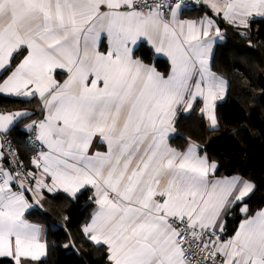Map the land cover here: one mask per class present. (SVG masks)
Here are the masks:
<instances>
[{
  "label": "snow or ice",
  "instance_id": "1",
  "mask_svg": "<svg viewBox=\"0 0 264 264\" xmlns=\"http://www.w3.org/2000/svg\"><path fill=\"white\" fill-rule=\"evenodd\" d=\"M195 2L212 15L183 18L188 0H0V95L41 109L38 119L0 110L7 264L48 255L45 229L26 216L45 192L78 199L88 188L94 208L81 231L108 264H264V206L248 204L255 183L217 177V163L190 138L183 148L169 142L178 114L195 106L218 129L228 87L210 66L218 20L248 30L264 20V0ZM140 42L167 57L166 73L135 56ZM25 119L27 163L9 139ZM234 211L242 219L228 235Z\"/></svg>",
  "mask_w": 264,
  "mask_h": 264
},
{
  "label": "trees",
  "instance_id": "2",
  "mask_svg": "<svg viewBox=\"0 0 264 264\" xmlns=\"http://www.w3.org/2000/svg\"><path fill=\"white\" fill-rule=\"evenodd\" d=\"M218 23L223 39L215 44L212 69L228 84L226 97L217 104L218 129L209 130L199 116V106H195V111L178 115L171 144L183 148L190 138L216 161L217 175L237 174L253 181L256 191L248 204L256 209L264 206V20L257 19L248 30H238L223 20ZM241 31L247 35L242 36ZM135 55L162 73L168 70V61L156 57L145 43L138 45ZM33 102L38 104L35 99L0 95V110L31 109L33 119L40 116ZM25 121L13 129L10 137L27 163L34 153L27 133L20 127ZM91 191L82 190L78 199L62 191L45 192L43 207L35 206L27 213L29 220L46 227L49 251L42 264H105L104 248L94 245L81 231L94 208L88 201ZM241 217L234 211L226 218L227 233L233 232ZM73 243L74 248L64 247ZM0 261L7 264L5 258Z\"/></svg>",
  "mask_w": 264,
  "mask_h": 264
},
{
  "label": "crops",
  "instance_id": "3",
  "mask_svg": "<svg viewBox=\"0 0 264 264\" xmlns=\"http://www.w3.org/2000/svg\"><path fill=\"white\" fill-rule=\"evenodd\" d=\"M205 13H207L208 15H212V13H211V10L210 9H207V7L205 6V5H203V4H195L192 8H190V9H186L185 11H184V13H183V18H187V19H199L200 17H202L203 15H205ZM223 39V35H222V38H217V40H216V43L218 42V41H220V40H222ZM140 43H145V44H147L151 49H152V52H153V54L156 56V57H160V58H163V59H166L167 61H168V59H167V57L166 56H164V55H162V54H157L155 51H154V49L152 48V46L151 45H149L148 43H146V42H140ZM140 43H138V45L140 44ZM215 43V44H216ZM215 44H214V47H215ZM138 45H137V47H138ZM136 47V48H137ZM135 48V49H136ZM102 50H103V48H102ZM136 57H138L137 55H135ZM139 58V57H138ZM141 59V58H140ZM146 64H151V63H147V62H145ZM168 63H169V61H168ZM151 65H153V64H151ZM210 66H211V70L213 71V69H212V57H211V59H210ZM158 70V69H157ZM159 71V70H158ZM161 72V71H160ZM214 72V71H213ZM217 74V73H216ZM217 75H219V74H217ZM219 76H221V75H219ZM224 78V77H223ZM225 79V78H224ZM226 80V79H225ZM227 81V80H226ZM6 96V95H5ZM19 99V98H18ZM25 101H30V100H25ZM33 105H32V107H33V109L35 110V111H37V112H40V115H41V109H40V105L39 104H37V103H35V102H33L32 103ZM31 107V106H30ZM31 110V109H30ZM179 115V114H178ZM27 122H29V120H27V121H25L20 127H21V129H23L24 130V124L25 123H27ZM175 133H176V131H175ZM175 133H173L172 135H171V137H170V140H169V142H170V144H171V138L175 135ZM172 145V144H171ZM173 146V145H172ZM173 147H175V146H173ZM177 148V147H176ZM97 150H100V151H103L104 150V146L103 145H100L99 147H94L93 149H92V151H97ZM206 152V151H205ZM207 153V152H206ZM208 155V154H207ZM209 157V156H208ZM210 159V158H209ZM211 160V159H210ZM211 161H214V162H216L215 160H211ZM237 174H233V175H221V176H219V175H217L216 174V176L217 177H231V176H236ZM240 176V175H239ZM246 179V178H245ZM43 202V201H42ZM41 202V203H42ZM31 209H29L28 210V212L30 211ZM27 212V213H28ZM27 213H26V216H27ZM232 214V213H231ZM230 215V214H229ZM242 219V217L240 218V220ZM239 220V221H240ZM31 221V220H30ZM239 221H238V223L236 224V227H235V229L238 227V224H239ZM31 222H33V221H31ZM88 222V221H87ZM33 223H36V222H33ZM37 224H39V223H37ZM44 229H45V234H46V227L45 226H43L42 224H40ZM234 229V230H235ZM233 230V231H234ZM231 234H233V232H231L230 234L228 233V235H231ZM105 264H108V262H107V260L105 261Z\"/></svg>",
  "mask_w": 264,
  "mask_h": 264
},
{
  "label": "built area",
  "instance_id": "4",
  "mask_svg": "<svg viewBox=\"0 0 264 264\" xmlns=\"http://www.w3.org/2000/svg\"><path fill=\"white\" fill-rule=\"evenodd\" d=\"M195 4H196L195 0H188V5H189V6H188L187 9L192 8ZM38 118H40V116H37V117H35V118H33V119H38ZM9 139L12 140L10 136H9ZM27 139H28V142H29L30 147L32 148L33 145H32V144L30 143V141H29L28 134H27ZM12 142H13V140H12ZM13 146L16 147L15 144H14V142H13Z\"/></svg>",
  "mask_w": 264,
  "mask_h": 264
},
{
  "label": "water",
  "instance_id": "5",
  "mask_svg": "<svg viewBox=\"0 0 264 264\" xmlns=\"http://www.w3.org/2000/svg\"><path fill=\"white\" fill-rule=\"evenodd\" d=\"M17 110H20V111H27V112H29V113H32V110H30V109H24V108H22V109H13V110H10V111H17Z\"/></svg>",
  "mask_w": 264,
  "mask_h": 264
}]
</instances>
